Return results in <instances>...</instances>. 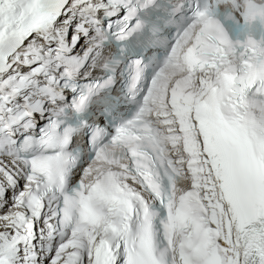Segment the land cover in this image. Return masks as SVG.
Masks as SVG:
<instances>
[{"label":"snow or ice","instance_id":"1","mask_svg":"<svg viewBox=\"0 0 264 264\" xmlns=\"http://www.w3.org/2000/svg\"><path fill=\"white\" fill-rule=\"evenodd\" d=\"M153 5L0 0V264H264V35L250 31L264 0H187L171 36ZM146 29L145 50L164 51L150 78L97 38ZM125 67L140 107L111 135L81 114L117 110L100 93Z\"/></svg>","mask_w":264,"mask_h":264},{"label":"bare ground","instance_id":"2","mask_svg":"<svg viewBox=\"0 0 264 264\" xmlns=\"http://www.w3.org/2000/svg\"><path fill=\"white\" fill-rule=\"evenodd\" d=\"M73 23H75V22H73ZM71 31H72V28H69V33H71ZM101 37V33L100 34H97V38L99 39ZM103 55V54H102ZM88 63H91V61H89ZM88 63H86L85 64V68H87L88 67ZM100 63L102 64V61H100ZM81 71L83 72L84 71V69H81ZM51 102V101H50ZM51 104V103H50ZM57 105H52V109H57ZM50 113L49 112H46L45 113V116H47V115H49Z\"/></svg>","mask_w":264,"mask_h":264}]
</instances>
